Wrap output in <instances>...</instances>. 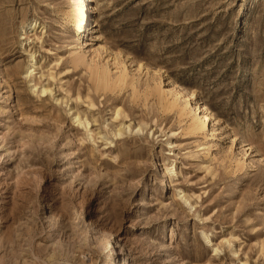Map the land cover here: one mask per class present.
<instances>
[{
  "label": "rangeland",
  "instance_id": "rangeland-1",
  "mask_svg": "<svg viewBox=\"0 0 264 264\" xmlns=\"http://www.w3.org/2000/svg\"><path fill=\"white\" fill-rule=\"evenodd\" d=\"M76 1L0 0V264H264V0Z\"/></svg>",
  "mask_w": 264,
  "mask_h": 264
},
{
  "label": "bare ground",
  "instance_id": "bare-ground-1",
  "mask_svg": "<svg viewBox=\"0 0 264 264\" xmlns=\"http://www.w3.org/2000/svg\"><path fill=\"white\" fill-rule=\"evenodd\" d=\"M69 14L73 20L74 27L77 29H81L82 37L87 36L89 34V31H90L91 22L93 23L96 20V17H95V14H96L95 0H77L71 6V9L69 10ZM35 24H36L35 22H31L29 25V28H31L33 25L35 26ZM80 53H81V51H80ZM79 57L77 58L74 56V58H72V61H73L72 63H74L75 65L81 64L83 62V56L81 55V57L80 58ZM32 63L29 66L31 68H32ZM92 66L93 67H90L91 76L95 79L97 87L108 88V87H112V86L123 85L127 82H128L127 83L128 85L130 84V82L127 81L125 71L120 70L118 75L115 78H112L110 76V72H109L110 70H108L106 67H104L102 65L101 66L92 65ZM130 85L133 86V83ZM155 89L159 94V98H160L159 100L163 101V103H164L163 105L162 104L161 105L164 106V108L166 110L167 109L172 110L173 108H175V109L178 108L179 117H188L189 118L190 123H188V126H187L189 133H196L198 131L204 130L206 128L208 122L210 123V121L212 120V116H211V113L209 112L208 108L204 104H202V103L200 104L197 100H195L193 93H187L182 88H180L179 86L178 87L173 86L172 90H174L175 92L173 94V99H170V98H167L169 95L167 97H165V95H164L165 93H163V90L161 91L158 87H155ZM43 91H45V89H43ZM135 92H136V90L134 88V92H133L134 95H135ZM181 99L185 102V103H183L182 106H180V104L178 103V101ZM78 120L80 122L79 117H78ZM85 122H87V121H85ZM80 123H83V122L81 121ZM118 132H119V130H118ZM49 257H52V256H49ZM128 263L129 262H126V264H128Z\"/></svg>",
  "mask_w": 264,
  "mask_h": 264
}]
</instances>
